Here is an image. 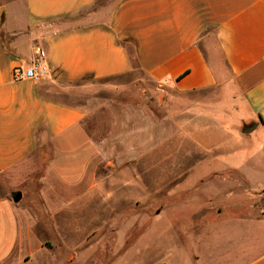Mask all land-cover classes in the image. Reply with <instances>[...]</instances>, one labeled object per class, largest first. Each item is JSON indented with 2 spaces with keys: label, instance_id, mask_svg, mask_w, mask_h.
<instances>
[{
  "label": "crops",
  "instance_id": "crops-1",
  "mask_svg": "<svg viewBox=\"0 0 264 264\" xmlns=\"http://www.w3.org/2000/svg\"><path fill=\"white\" fill-rule=\"evenodd\" d=\"M40 49L46 52L41 78L15 80L16 68H34ZM136 70L164 92H221L222 112L237 106V134L257 124L247 134L255 135L254 151L205 154L200 160L206 166L245 176L260 160L264 0H0V178L36 184L46 207L55 183L65 193L98 188L86 178L92 163L110 152L90 132L88 111L78 101L93 92L94 82L75 83L125 78ZM119 90L128 92L124 85ZM194 140L206 148L213 143L202 135ZM61 199L66 207L73 202ZM18 204L0 193V264L18 244L22 216L30 227L36 224ZM198 253L199 264H233L239 256L211 253L207 260ZM28 258L19 251L13 260Z\"/></svg>",
  "mask_w": 264,
  "mask_h": 264
},
{
  "label": "rangeland",
  "instance_id": "rangeland-1",
  "mask_svg": "<svg viewBox=\"0 0 264 264\" xmlns=\"http://www.w3.org/2000/svg\"><path fill=\"white\" fill-rule=\"evenodd\" d=\"M88 82L93 92L78 101L90 132L110 152L86 178L98 188L65 193L55 183L47 208L36 184L0 178V193L22 192L16 208L37 218L30 227L22 216L5 264H18L19 251L30 256L20 264H199L198 252L207 260L226 252L239 254L233 264H264V154L245 176L200 160L254 151L255 135L237 134V106L222 112L221 92H164L138 70L75 84ZM123 85L128 92H120ZM201 135L213 143L203 147L194 140Z\"/></svg>",
  "mask_w": 264,
  "mask_h": 264
},
{
  "label": "built area",
  "instance_id": "built-area-1",
  "mask_svg": "<svg viewBox=\"0 0 264 264\" xmlns=\"http://www.w3.org/2000/svg\"><path fill=\"white\" fill-rule=\"evenodd\" d=\"M46 57V52L43 49H40L38 51V55L35 58L34 62V68H29V69H21V68H16L14 70V79L15 80H22L25 78H31L34 80H39L41 78V72L38 71V66L39 64L44 60Z\"/></svg>",
  "mask_w": 264,
  "mask_h": 264
},
{
  "label": "water",
  "instance_id": "water-1",
  "mask_svg": "<svg viewBox=\"0 0 264 264\" xmlns=\"http://www.w3.org/2000/svg\"><path fill=\"white\" fill-rule=\"evenodd\" d=\"M257 127V124L256 123H253V124H251V125H249V126H246L244 129H243V133H245V134H249V133H251L252 131H254V129ZM13 201L15 202V203H19L21 200H22V198H23V194H22V192H15L14 194H13Z\"/></svg>",
  "mask_w": 264,
  "mask_h": 264
}]
</instances>
